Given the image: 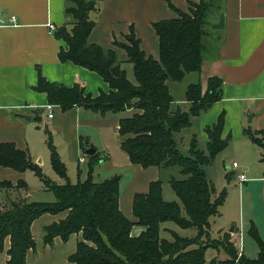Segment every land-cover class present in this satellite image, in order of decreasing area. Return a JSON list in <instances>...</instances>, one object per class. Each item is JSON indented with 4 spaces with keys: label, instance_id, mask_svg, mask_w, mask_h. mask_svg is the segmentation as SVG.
<instances>
[{
    "label": "trees",
    "instance_id": "16d2710c",
    "mask_svg": "<svg viewBox=\"0 0 264 264\" xmlns=\"http://www.w3.org/2000/svg\"><path fill=\"white\" fill-rule=\"evenodd\" d=\"M99 1L64 0L66 19L54 28L53 35L66 45V48H58V60L70 61L96 72L107 83L108 91L92 97L84 93L80 82L66 87L49 82L40 74H37L33 89L44 92L47 102L61 110L80 106L99 115L133 110L130 115L117 120L120 148L132 164L177 166L182 177H170L168 183L178 202L163 200L160 180L150 181L144 193L132 195L131 213L135 220L131 221L118 209L119 175L95 179L96 152L86 155V177L70 182L65 165L52 144L50 132L44 128L50 167L63 180L55 183L44 175L25 150L10 142H0V166L19 172L31 170L54 196L51 202L28 201L17 192L26 189L23 180L15 184L0 181V189L9 191L0 207V250L4 238L9 239L5 264H25V252L34 245L29 232L30 222L41 213L60 211H66L65 217L45 226L42 240L50 244L53 236L65 239L70 233H78L74 252L67 258L68 264H203L204 251L210 246L209 242L203 241L209 238V218L219 214L226 190L222 188L216 192L212 182L205 178L202 166L209 164L227 143V137L220 138L223 115L220 113L213 123L203 128L205 152L191 137L187 155L181 154L173 133L188 126L191 116L220 98L221 82L214 76L207 78L202 94L198 81L188 83L183 97L189 107L187 111H181L170 110L172 96L165 81H179L186 73L199 72L205 49L206 17L215 0L189 2L187 11L175 10V17L152 22L158 40L156 59L143 53L130 28L124 37L125 43L116 45L126 53L133 82L126 77L121 61L112 49L87 41L94 24L89 12L96 10ZM34 119L39 121L36 116ZM243 133L261 145L254 132L246 129ZM79 144L83 150L81 139ZM8 194H12L13 199L8 198ZM165 221H172L180 228L194 227L195 234L185 237L168 230L171 239L161 238L159 226ZM133 224L142 226L137 235L130 233ZM248 230L257 241V255L249 259L240 254L238 261L241 264H263L264 245L253 223L250 222ZM228 236L223 233L220 239L227 255L223 264H233L237 252Z\"/></svg>",
    "mask_w": 264,
    "mask_h": 264
},
{
    "label": "crops",
    "instance_id": "0c3cea01",
    "mask_svg": "<svg viewBox=\"0 0 264 264\" xmlns=\"http://www.w3.org/2000/svg\"><path fill=\"white\" fill-rule=\"evenodd\" d=\"M198 1L100 0L96 10L89 12L94 24L87 41L104 49H112L117 59L126 64V53L116 43H125L124 37L131 28L143 53L156 59L158 40L152 22L173 18L176 16L175 10L187 11L189 2ZM63 7L64 0H0V142H10L16 148L25 150L33 162L43 166L42 149L35 143L41 133L40 138L45 145L43 129L46 128L65 165L68 180L75 182L83 180L87 170V157L79 144L81 139L84 147L92 146L98 156L93 168L95 179L119 175L118 209L122 215L134 221L131 213L132 195L136 192L144 193L148 183L160 180L162 170H171L168 169L171 166L142 167L130 163L120 148L121 137L117 134L116 124L118 118L130 115L133 110L99 115L80 106L61 110L59 106L52 105V115L47 117L49 103L46 95L33 89L37 74L49 82L66 87L80 82L84 93L92 97L109 89L96 72L70 61L58 60V48H66V45L54 37V29L49 30L47 25L51 24L55 28L64 23L66 18ZM10 16H13V21H10ZM204 29L205 49L199 72L194 73L193 80L180 85L182 100L178 102L187 105L188 110L189 102L183 97L186 85L198 81L202 94L206 89L207 78L212 76L220 79L221 96L206 109L190 117L188 126H192V122L194 124L190 138L194 137L196 142L197 138H201L205 145L204 126L213 123L222 113L220 138L227 137L228 140L214 157L218 156L223 164L226 163L223 167L225 181L228 183L233 179L237 183L247 182L245 188L248 183H259L264 187V0H215L207 13ZM190 73H186L180 80ZM175 109L180 110L178 106ZM247 113L250 115L248 121ZM35 116L39 118L38 122ZM246 129L255 133L261 145L244 135ZM47 160L49 164L48 149ZM229 161L230 165L234 162L235 166L228 165ZM26 171L19 172L0 166V181L15 184L23 180L26 189L17 191L20 196L28 201H53L46 193L50 190L45 189L40 180L36 198L28 199L35 190L27 183ZM51 171L53 173L44 175L55 183H62L63 180ZM73 173L75 176H71ZM236 174H242L244 180L238 182ZM170 177L166 178L167 184ZM8 192L0 189V207ZM161 197L166 201L172 200L168 191L163 193V187ZM8 198L13 199L12 194H8ZM65 215L66 211L44 212L30 222L29 232L34 245L25 252V264L69 263L67 258L74 252L78 233H70L65 239L53 236L50 244L42 240L43 228L63 219ZM223 222L224 228H219L217 238L213 239L220 240L223 233H228L236 249L239 228L227 218ZM162 229L168 231L169 228ZM141 230L142 226L133 224L130 233L137 235ZM8 246L9 239L5 237L0 250V264H5L8 259ZM208 248L216 253L213 255L212 251L210 257L205 258ZM240 254L244 255L242 250ZM226 257L222 245L209 246L204 251L203 264H223Z\"/></svg>",
    "mask_w": 264,
    "mask_h": 264
},
{
    "label": "rangeland",
    "instance_id": "374dc122",
    "mask_svg": "<svg viewBox=\"0 0 264 264\" xmlns=\"http://www.w3.org/2000/svg\"><path fill=\"white\" fill-rule=\"evenodd\" d=\"M121 67L125 70L128 80L133 82L134 79L132 75L131 64L128 62L126 64L121 63ZM194 73L195 72H191L179 82L171 80L165 81L172 99L177 101L175 102L172 100V102L170 103V110L175 109L176 106H178L180 110H187V105H183L178 102V100H182V93L179 91V87L180 85H182V83L188 82V80H193L192 77ZM191 125L192 126L183 127L178 132L173 133V137L176 141V147L183 155H187L188 153V143L190 140V136L194 130L193 122ZM40 137L41 133H39V139L35 144H37L38 147L42 149L44 164L42 166V164H40L39 162L36 163H39L43 173H53L48 164L47 149ZM197 143V146L205 152L204 140H201V138H197ZM217 157L218 156L214 157L209 164L202 166V169L204 171L205 178L212 182L216 192L220 191L222 188H225L226 196L222 205L219 207L220 214L210 216L209 218L210 239L208 238L209 240H202L209 242L210 246L218 245L219 247H221V245H224L222 244L223 240L212 241L211 239L217 238L218 232L220 230L219 228H224L225 224L223 221L225 218H227L239 228L237 231V240L235 241L237 250H242L244 256L249 259L255 258L258 251V244L254 237L250 234L248 229L250 222H252L257 230L259 239L264 245V187L259 183H248V186L245 188L247 182L237 183L233 181V179H231L230 182L227 183V181H225L223 171V167L226 163L223 164ZM228 165H230V161ZM168 169L171 170H162L160 185L161 188L163 187V193H165V191H168L171 194L172 200L178 202V199L170 189L169 184H167L166 178L172 176L173 178L179 179L182 176L179 172H177V166L174 165L169 167ZM26 174L28 185L33 188V190H35L33 196L28 198L29 200H31L36 196L35 193H37L38 191L37 187L39 185V179L30 170H27ZM71 176H75V173H73ZM46 193H48L47 195H49V197L51 198L50 200L54 199L51 191ZM163 227L169 228L168 230H172L179 236L185 237L193 236L196 231L194 227L180 228L172 221H165L160 224L158 234L159 237L168 240L171 239V236L168 231H164L162 229ZM212 251L214 253L213 255H215L216 252L213 249L208 248V250L205 252V258H209L212 254ZM238 257L239 256L236 252L233 259V264H241L238 261Z\"/></svg>",
    "mask_w": 264,
    "mask_h": 264
},
{
    "label": "built area",
    "instance_id": "2783aa9c",
    "mask_svg": "<svg viewBox=\"0 0 264 264\" xmlns=\"http://www.w3.org/2000/svg\"><path fill=\"white\" fill-rule=\"evenodd\" d=\"M10 21H13L14 20V18H13V16H10ZM47 28L49 29V30H53L54 29V26L53 25H51V24H48L47 25ZM51 104H48L47 105V117H51V115H52V112H51ZM80 160H82V158H80ZM231 166L232 167H234L235 166V163L234 162H232L231 163ZM235 178H236V180L238 181V182H240V181H243L244 180V177H243V175L242 174H236L235 175ZM237 254H238V256L240 255V250H237Z\"/></svg>",
    "mask_w": 264,
    "mask_h": 264
},
{
    "label": "water",
    "instance_id": "95a60500",
    "mask_svg": "<svg viewBox=\"0 0 264 264\" xmlns=\"http://www.w3.org/2000/svg\"><path fill=\"white\" fill-rule=\"evenodd\" d=\"M24 118H28V117H24ZM250 115L249 113L246 114V119L247 121L249 120ZM83 152L85 155H91L94 152V148L92 146H88V147H83ZM230 231H232V228L229 229Z\"/></svg>",
    "mask_w": 264,
    "mask_h": 264
}]
</instances>
